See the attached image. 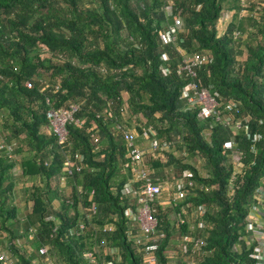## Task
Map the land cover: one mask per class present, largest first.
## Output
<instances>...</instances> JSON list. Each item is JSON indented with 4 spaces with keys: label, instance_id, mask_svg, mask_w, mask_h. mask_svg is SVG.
Returning <instances> with one entry per match:
<instances>
[{
    "label": "trees",
    "instance_id": "trees-1",
    "mask_svg": "<svg viewBox=\"0 0 264 264\" xmlns=\"http://www.w3.org/2000/svg\"><path fill=\"white\" fill-rule=\"evenodd\" d=\"M242 1L0 0V144L12 145V153L19 156L12 161L0 155V245L14 264H90L86 252L97 264H143L126 234L131 224L124 212L136 201L121 193L131 177L123 167L124 131L131 128L123 119L125 111L151 126L161 141L180 136L174 149L164 152V160L151 161L153 178L163 183L164 175L157 171L171 167L173 186L184 172L186 182L193 183L168 211L156 213L165 234L157 264H169L175 233L180 238L189 233L187 224L171 225L167 219L169 212L177 215L186 205L188 214L198 206L206 208L198 218L205 229L195 233L205 239L208 253L199 264L253 262L239 238L254 191L264 184V0H244L245 6ZM166 7L182 20L177 41L168 45L159 35L171 22ZM225 10L232 18L219 35L217 25ZM243 10L246 16H241ZM192 53L211 59L196 71L197 84L218 93L222 102L238 103L239 115L251 118L250 136L260 137L255 145L242 131L210 128L212 117L199 121L198 109L181 98L190 79L177 75L176 68L183 55ZM70 104L79 106L75 118L82 125H68L65 142L58 144L46 130V112ZM115 125L122 131L116 132ZM231 138L244 155V170L229 198L233 150L223 144ZM185 159L202 161L206 175ZM67 160L81 169L61 185ZM15 167L19 174L13 173ZM18 175L33 180L23 189L31 204L26 212L15 203ZM67 184L71 192L65 196ZM175 192L174 186L172 196ZM53 201L60 203L58 209ZM188 214L182 212L186 222ZM81 223L85 230L78 234ZM108 224L114 225L113 231H103ZM21 239L33 254L18 246ZM41 247L47 248L45 256L38 255Z\"/></svg>",
    "mask_w": 264,
    "mask_h": 264
},
{
    "label": "built area",
    "instance_id": "built-area-1",
    "mask_svg": "<svg viewBox=\"0 0 264 264\" xmlns=\"http://www.w3.org/2000/svg\"><path fill=\"white\" fill-rule=\"evenodd\" d=\"M164 1L166 4H171L172 2V0ZM242 4L244 5V0ZM165 12L171 16V22L160 32V39L164 45L174 44L182 29V20L179 15L172 14L169 7L165 8ZM163 59L165 58L163 57ZM210 62V57L204 53L183 55L182 60L176 68V73L179 76L184 75L189 78L190 81L183 87L181 98L186 100V104L189 108L198 109L197 118L199 121H204L208 116L212 117L213 125H211L210 128L222 126L223 128L232 129L234 131H242L244 135L247 136V139L251 140L253 145H255L260 137L257 134L250 136L249 123L251 118L249 116L239 115L238 103L233 100L222 102L218 93H212L209 89L199 86L195 81L197 78L196 71ZM163 73L167 74L168 70L163 68ZM25 86L28 89L32 88V82H26ZM58 90V86H55L54 92ZM78 109L79 106L77 104H70L67 108L60 107L57 109H49L46 112L48 129L57 138L58 144H63L65 142L68 125H82V121L75 118ZM107 117H111V114L109 113ZM114 128L116 132L122 131L120 125H115ZM138 129L140 132L138 130L124 131L126 161L123 167L131 173V177L130 180L123 185L121 193L125 196H131L136 201L134 207L129 206L124 212L126 220L131 224L130 228L126 230V234L132 238L136 252L142 257L143 264H157L158 259L156 252L165 234L160 229L159 220L156 217V207L160 206V200L164 194L165 188L158 178H153L152 169L144 163L145 151L138 143L137 132L141 133L144 139L149 141V149L152 154H155L153 156L154 159L160 160L164 159V152L174 149L175 144L180 141V136H177L175 141H161L157 138V134L151 126H139ZM91 130L92 129H90V131ZM92 136H94V134H92ZM12 147V145L5 146V144H0V155L4 154L10 160L16 161L18 156L12 153ZM223 148L226 150H233L232 160L234 168L226 185L227 196L231 198L234 196L241 183L239 177L244 170V155L242 152L235 149L233 138L224 143ZM255 150V146H252L251 151L255 152ZM78 160L81 161V157ZM80 169L79 164L74 163L73 166V161L67 160L62 169L63 174L60 178V184L65 185L67 179L72 176L73 171L79 172ZM13 173L19 174L16 167L13 169ZM187 176L188 173L184 172L183 177L176 181L174 185L176 192L171 197L169 204H171V202L176 203L187 194V187L193 184L192 182H186L185 178ZM77 190L81 192L82 188L79 186ZM91 194H93V192H91ZM253 199L254 203L251 204L244 218V233L239 238L243 248L239 246L238 250L240 251L239 248H242L248 253V258L253 261L251 264H264V184L255 189ZM189 208L190 205H186L185 209L181 210L184 214H188ZM182 212L177 214V223L179 225L187 224L189 233L182 235L179 239L177 244L178 254L169 256L168 253L167 259H181V264H198L196 258L208 254L204 250L206 246L205 239L195 234L196 231L205 229V223L198 218L206 212V208L204 206H198L193 209L192 213L197 218V222L194 225H190L189 222H186ZM89 213H91V215L95 213L94 204L91 205ZM86 218L89 219L90 216L87 215ZM47 220H53V218L49 217ZM77 230L79 233L76 232V234L82 233L85 230L84 223H81ZM113 230L114 225L112 224L103 226V231L110 232ZM30 231L33 232L32 229ZM46 254V247L39 248V256H45ZM84 257L90 264H97L91 253L86 252ZM0 262L3 264H14L9 255L4 251H0ZM47 264L57 263L50 261ZM101 264H115V262L104 260Z\"/></svg>",
    "mask_w": 264,
    "mask_h": 264
},
{
    "label": "rangeland",
    "instance_id": "rangeland-1",
    "mask_svg": "<svg viewBox=\"0 0 264 264\" xmlns=\"http://www.w3.org/2000/svg\"><path fill=\"white\" fill-rule=\"evenodd\" d=\"M245 5V3H244ZM243 5V6H244ZM231 13H229L227 10H225L222 13V18H221V24L218 25V33L220 34L222 31V28H225V26L229 23V21H231ZM247 15V11L243 10V13L241 12V16H246ZM124 116V120L125 122L128 123V125L131 127L129 130H133V131H137L136 129V125L138 124L139 126H146L143 122H140V117L136 118V117H132L130 116L129 112L125 111V113L123 114ZM139 119V120H138ZM137 125V126H138ZM46 130L49 132V129L46 128ZM2 132H4L1 128H0V135H2ZM138 135V143L140 144V146L143 148V150L145 151V155H144V163L146 164V166H148L150 169V164L151 161L154 159V155L152 154V152L149 149V141H147L146 139H144V137L142 136L141 133L137 132ZM165 157V156H164ZM19 158V156H18ZM164 160V159H163ZM184 162H187L189 164H192L193 166H196L203 175H206V172L204 170V168L202 167V161H195L193 159H185ZM162 171V172H161ZM157 173L163 174L164 178H163V186L165 188L164 194L161 198V202H160V207H157V211L158 209H162L164 211H168L169 209V201L171 199L172 196V192L174 191V186L173 183L171 182L168 178H169V174H173L174 170L171 167H163L162 170L158 169ZM33 182L32 179H26L23 178L22 176H17L16 177V191L14 192V196H15V203L17 204L18 208H20L21 211L26 212L27 206H30V201H27L26 196L23 193V189L26 187H29V185ZM162 182V181H161ZM62 192L65 193V196H68L71 192V187L70 184H67L63 189ZM53 206L58 209L60 206V203L57 201H53ZM167 219L169 220V222L171 223V225H176L177 222V215L174 212H169ZM188 221L190 225H194L197 221V218L194 216V214L191 212V214H188ZM176 231V230H175ZM0 238H2V234H0ZM180 236L178 233H175L172 238L170 239L171 243H173L172 249L169 248L168 252H169V256H175L178 254V248H177V244L179 242ZM18 246H20V248H24L27 251V254H33V251L30 250L28 248L27 242L24 239L19 240L18 242ZM0 247L2 248V250L10 256V252L8 251L7 248L4 247L3 245H0ZM201 256H199L198 258H196V260L198 261V264L201 261ZM37 262V261H36ZM36 264V263H35ZM40 264V263H37ZM169 264H181V259H177V258H173L171 260H169Z\"/></svg>",
    "mask_w": 264,
    "mask_h": 264
},
{
    "label": "crops",
    "instance_id": "crops-1",
    "mask_svg": "<svg viewBox=\"0 0 264 264\" xmlns=\"http://www.w3.org/2000/svg\"><path fill=\"white\" fill-rule=\"evenodd\" d=\"M221 24V20L219 21V23H218V25H220ZM218 25H217V30H218ZM227 26V25H226ZM226 26H225V28H226ZM225 28H222V31H221V33L219 34V35H222L223 33H224V30H225Z\"/></svg>",
    "mask_w": 264,
    "mask_h": 264
}]
</instances>
